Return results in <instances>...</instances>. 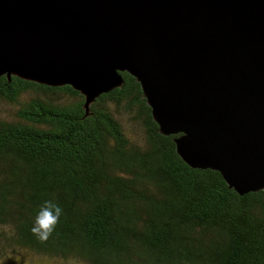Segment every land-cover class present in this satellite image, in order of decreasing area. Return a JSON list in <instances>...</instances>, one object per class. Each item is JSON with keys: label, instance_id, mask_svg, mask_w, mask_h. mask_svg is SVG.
I'll return each mask as SVG.
<instances>
[{"label": "trees", "instance_id": "1", "mask_svg": "<svg viewBox=\"0 0 264 264\" xmlns=\"http://www.w3.org/2000/svg\"><path fill=\"white\" fill-rule=\"evenodd\" d=\"M121 75L87 112L70 86L0 76V264H264V189L188 166ZM47 199L63 215L40 243Z\"/></svg>", "mask_w": 264, "mask_h": 264}, {"label": "water", "instance_id": "2", "mask_svg": "<svg viewBox=\"0 0 264 264\" xmlns=\"http://www.w3.org/2000/svg\"><path fill=\"white\" fill-rule=\"evenodd\" d=\"M139 84L192 168L264 189V0H0V76L92 100Z\"/></svg>", "mask_w": 264, "mask_h": 264}, {"label": "clouds", "instance_id": "3", "mask_svg": "<svg viewBox=\"0 0 264 264\" xmlns=\"http://www.w3.org/2000/svg\"><path fill=\"white\" fill-rule=\"evenodd\" d=\"M62 215L63 209L56 201L44 200L33 219L30 232L38 242L46 243L55 231Z\"/></svg>", "mask_w": 264, "mask_h": 264}]
</instances>
